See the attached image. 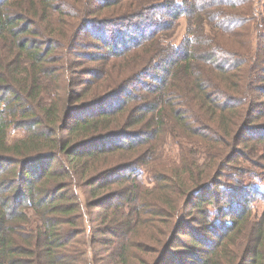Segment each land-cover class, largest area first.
<instances>
[{
    "label": "trees",
    "instance_id": "1",
    "mask_svg": "<svg viewBox=\"0 0 264 264\" xmlns=\"http://www.w3.org/2000/svg\"><path fill=\"white\" fill-rule=\"evenodd\" d=\"M255 159L264 0H0V264H264Z\"/></svg>",
    "mask_w": 264,
    "mask_h": 264
},
{
    "label": "rangeland",
    "instance_id": "2",
    "mask_svg": "<svg viewBox=\"0 0 264 264\" xmlns=\"http://www.w3.org/2000/svg\"><path fill=\"white\" fill-rule=\"evenodd\" d=\"M179 23L181 25H180V27L178 28V30L176 32V37L172 41L173 45H178V43H180L182 41L183 37H184L185 21L184 20H180ZM119 29L122 32L123 31L126 32V31L129 30V28L125 27V26H121ZM39 39H41L43 41L45 40V38H39ZM116 46L118 48H121L120 44L116 45ZM86 53H92V51L89 50ZM55 55H57V54H55ZM70 58H72V56H70L69 59ZM70 61L73 63V60H70ZM108 69H109V67H108ZM63 79H64V81L66 80L65 79V75H64ZM60 83H61V80L59 81V85H60ZM76 83H77V85H79V81H77ZM78 87H81V86L79 85ZM22 135H23V133H22L21 130H16V131L15 130H10L8 132V138H9L10 141H14L15 139L20 138ZM162 151H163V155H164L165 161L167 163L169 162L168 164H171L172 162L178 161V159H179L178 158L179 150L174 145L172 140H168L165 144L164 143L162 144L161 152ZM228 153H229V151L226 152V154H228ZM199 158L202 159V154L200 152H199ZM254 161H255V163H257V167L250 166L249 169H250V173L251 174H249V176H244V177H246V179H249L247 181V183L249 182V184H251V186L253 188H255L256 191L259 193V194H256V196H254V197H253V194H251V195L248 194V200L250 202V205H252V211H251V214H250L251 215L250 218L252 217V218L258 219V218H260V216L264 212V161L258 160V159H255ZM149 183H151V178H149V174H148L147 170L144 169L143 170V175L141 177V185L143 187H145L146 189H151L152 185L149 184ZM223 183L226 184L227 182L223 181ZM227 186H228V183H227ZM74 191L77 192V190H75V189H74ZM168 197H170V196H168ZM251 197H253V198H251ZM82 202H83V200H82ZM84 212L85 211H83V213ZM213 212H214V210L211 209V213H213ZM153 221H156V219H154ZM84 227L87 229L86 234L88 235V231L89 230H88L87 223H85ZM194 227H196V226H194ZM168 229L164 228L163 224H155L153 226V228L148 230V231H146V230L137 231L136 232V237L134 239L135 243L137 241L138 245L145 244L146 247L154 249L155 252L152 254V256H145L138 249V251L135 252L136 253L135 255L137 257H141L143 260H146V261H148L147 259H150L149 257H151V259L157 258L158 255L161 254L162 251H164V246L157 245L155 243H158V242H160L162 240L161 239V235L162 234L165 235L163 237L164 242L166 243L168 241L169 236L171 235L170 229H169V231H166ZM122 231H124V230H122ZM135 231L136 230H134L133 235L135 234ZM182 240H184V242H186V238L185 237H182ZM106 241H107V239H106ZM86 242H88V240ZM187 242L189 243V240H187ZM103 247L107 248L108 246L103 245ZM152 249H150V250H152ZM90 253H89V247H88V243H87V255H88V257L90 259L97 260V259L105 257V252L101 256L99 254L92 255ZM154 261H155V259H154ZM150 263H152V261Z\"/></svg>",
    "mask_w": 264,
    "mask_h": 264
}]
</instances>
